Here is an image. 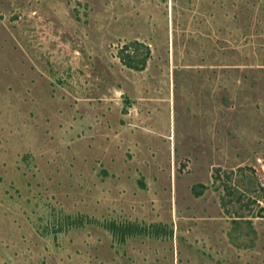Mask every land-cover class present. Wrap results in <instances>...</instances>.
I'll use <instances>...</instances> for the list:
<instances>
[{
	"label": "rangeland",
	"instance_id": "374dc122",
	"mask_svg": "<svg viewBox=\"0 0 264 264\" xmlns=\"http://www.w3.org/2000/svg\"><path fill=\"white\" fill-rule=\"evenodd\" d=\"M0 264H264V0H0Z\"/></svg>",
	"mask_w": 264,
	"mask_h": 264
},
{
	"label": "trees",
	"instance_id": "16d2710c",
	"mask_svg": "<svg viewBox=\"0 0 264 264\" xmlns=\"http://www.w3.org/2000/svg\"><path fill=\"white\" fill-rule=\"evenodd\" d=\"M138 43L139 42H131L129 44H125L119 49V53H120L119 57L121 61L127 66L136 69L142 67L145 62V57L141 58L140 60H137L136 62L134 60V57H136L137 54ZM145 48H146L145 55H147L148 49L147 47Z\"/></svg>",
	"mask_w": 264,
	"mask_h": 264
}]
</instances>
